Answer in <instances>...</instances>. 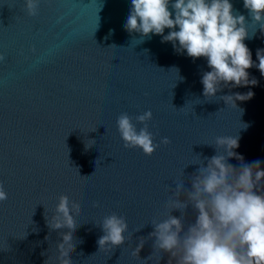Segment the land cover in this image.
Listing matches in <instances>:
<instances>
[{
  "label": "water",
  "instance_id": "95a60500",
  "mask_svg": "<svg viewBox=\"0 0 264 264\" xmlns=\"http://www.w3.org/2000/svg\"><path fill=\"white\" fill-rule=\"evenodd\" d=\"M231 2L248 18L244 42L258 64L264 30L243 0ZM130 7L131 0H40L30 16L25 0H0V182L8 194L0 202V249L10 248L0 251V264H45L55 256L59 233L69 230H50L45 215L55 214L61 195L81 206L73 212L74 264H168L170 254L154 251L152 223L170 215L177 184L191 190L205 157L226 154L217 137L238 136L234 151L264 169V75L254 66L256 86L204 97L207 60L178 53L159 35L143 40L126 31ZM249 91L254 97L236 101L237 108L222 99ZM149 110L148 128L160 145L151 156L126 148L117 127L127 113L143 128L136 117ZM164 137L171 143L162 144ZM228 162L237 169L242 163ZM113 213L127 220L126 242L99 250L101 225ZM196 215L189 205L185 230ZM141 237L146 242L134 257Z\"/></svg>",
  "mask_w": 264,
  "mask_h": 264
},
{
  "label": "clouds",
  "instance_id": "9594fccd",
  "mask_svg": "<svg viewBox=\"0 0 264 264\" xmlns=\"http://www.w3.org/2000/svg\"><path fill=\"white\" fill-rule=\"evenodd\" d=\"M39 3L40 0H25L30 16L37 15ZM243 3L251 20L264 30V0H243ZM246 22L248 18L234 10L231 0H131L124 28L129 33H140L143 40L151 38L152 34L159 35L162 43L171 42L178 53L186 52L193 60L205 58L210 71L203 72L201 83L203 95L208 98L215 97L224 87L256 86L258 81L250 78L249 73L254 66L264 75V55L261 54L264 50L257 52L259 63L256 64L244 42L249 38ZM166 29L170 30L167 35ZM4 59L0 54V61ZM254 95L252 91L237 92L222 99L237 108L236 101H248ZM152 118L151 110L137 116L136 120L144 124L140 129L127 113L117 118L118 131L126 148H140L148 156L155 153L160 145L148 128ZM161 143L167 145L171 140L164 137ZM215 146L224 148L226 154L205 157L207 166L203 164L192 174L191 190L185 193L184 184H177L173 195L172 211L179 210L184 216L191 205L197 212L195 221L185 230L184 220L171 215L172 211L167 219L154 221V231L149 234L155 239L154 251L170 254L168 264H264L261 161L244 163V157L234 151L240 146L238 136L217 137ZM230 158L240 160L241 167L237 169L230 164ZM182 193L186 194L185 200L179 199ZM7 198L0 182V202ZM95 206L99 207V203ZM74 211L79 214L81 206L68 195H61L55 214L50 218L45 215L50 230H69L59 233L62 242H57L55 256H50L45 264H49L50 259H54V264H74L71 258L77 247L74 234L79 227ZM101 228L104 234L97 240L99 250L125 244V233L129 229L125 217L115 213L108 215ZM145 242L141 237L139 245L132 249L134 257H139ZM9 250V246L0 249Z\"/></svg>",
  "mask_w": 264,
  "mask_h": 264
}]
</instances>
